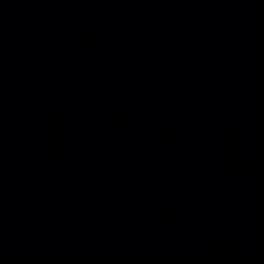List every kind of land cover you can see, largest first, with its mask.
Listing matches in <instances>:
<instances>
[{
  "label": "water",
  "instance_id": "water-1",
  "mask_svg": "<svg viewBox=\"0 0 264 264\" xmlns=\"http://www.w3.org/2000/svg\"><path fill=\"white\" fill-rule=\"evenodd\" d=\"M0 264H264V0H0Z\"/></svg>",
  "mask_w": 264,
  "mask_h": 264
}]
</instances>
